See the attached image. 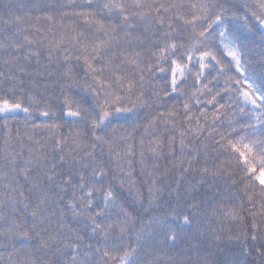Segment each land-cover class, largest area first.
Masks as SVG:
<instances>
[{
	"label": "snow or ice",
	"instance_id": "obj_1",
	"mask_svg": "<svg viewBox=\"0 0 264 264\" xmlns=\"http://www.w3.org/2000/svg\"><path fill=\"white\" fill-rule=\"evenodd\" d=\"M256 56L264 0L0 4V264H264Z\"/></svg>",
	"mask_w": 264,
	"mask_h": 264
},
{
	"label": "trees",
	"instance_id": "obj_2",
	"mask_svg": "<svg viewBox=\"0 0 264 264\" xmlns=\"http://www.w3.org/2000/svg\"><path fill=\"white\" fill-rule=\"evenodd\" d=\"M7 2H8V0H0V4H2V3H7ZM246 59H248V60H253V56L249 55V56L246 57ZM258 60H259V57L256 56V57H255V60L253 61V62H254V65H255V67H254L255 75H254L253 78H254V80L256 81L257 86H259L260 83H261L262 81H264V71H262L261 68H260V66H259V64L256 63V61H258ZM191 84H192V80L189 79L188 84H187L185 87L188 88V90H191ZM245 87H246V86H245ZM194 110H195V109H194ZM209 110L212 111L213 109L210 108ZM19 119L23 120V119H24L23 115H21V116L19 117ZM197 178H198V177H197ZM142 192L144 193V196H145V198H146V197H147V189H146V188H143V189H142ZM165 198H167V195L165 196ZM216 227H219V225H216ZM226 241H227V236H225V237L222 238V241H221V243H220V247H221V248H224V247H225V242H226Z\"/></svg>",
	"mask_w": 264,
	"mask_h": 264
}]
</instances>
